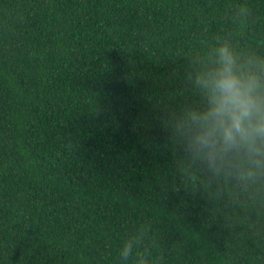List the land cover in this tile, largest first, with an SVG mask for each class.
I'll return each instance as SVG.
<instances>
[{
	"label": "trees",
	"instance_id": "16d2710c",
	"mask_svg": "<svg viewBox=\"0 0 264 264\" xmlns=\"http://www.w3.org/2000/svg\"><path fill=\"white\" fill-rule=\"evenodd\" d=\"M218 36L264 0H0V264H264V168L189 148Z\"/></svg>",
	"mask_w": 264,
	"mask_h": 264
},
{
	"label": "clouds",
	"instance_id": "9594fccd",
	"mask_svg": "<svg viewBox=\"0 0 264 264\" xmlns=\"http://www.w3.org/2000/svg\"><path fill=\"white\" fill-rule=\"evenodd\" d=\"M249 14L247 7L237 6L229 19L242 29ZM216 45L214 66L195 76L208 107L187 113L185 122L192 128L189 148L214 169L233 159L244 161L246 168L234 166L242 178H251L264 168V82L259 75L264 59L253 55L242 61L227 38L218 36ZM132 250L130 238L120 249V259L128 260Z\"/></svg>",
	"mask_w": 264,
	"mask_h": 264
}]
</instances>
